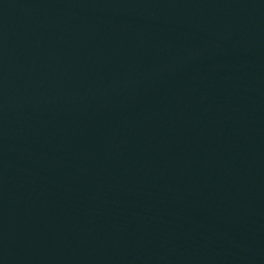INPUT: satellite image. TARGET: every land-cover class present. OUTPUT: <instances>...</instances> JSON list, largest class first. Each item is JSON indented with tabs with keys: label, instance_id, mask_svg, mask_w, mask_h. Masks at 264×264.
Wrapping results in <instances>:
<instances>
[{
	"label": "water",
	"instance_id": "obj_1",
	"mask_svg": "<svg viewBox=\"0 0 264 264\" xmlns=\"http://www.w3.org/2000/svg\"><path fill=\"white\" fill-rule=\"evenodd\" d=\"M0 264H264V0H0Z\"/></svg>",
	"mask_w": 264,
	"mask_h": 264
}]
</instances>
